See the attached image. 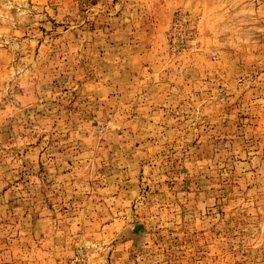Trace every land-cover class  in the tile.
Returning a JSON list of instances; mask_svg holds the SVG:
<instances>
[{
  "label": "rangeland",
  "instance_id": "374dc122",
  "mask_svg": "<svg viewBox=\"0 0 264 264\" xmlns=\"http://www.w3.org/2000/svg\"><path fill=\"white\" fill-rule=\"evenodd\" d=\"M0 264H264V0H0Z\"/></svg>",
  "mask_w": 264,
  "mask_h": 264
}]
</instances>
